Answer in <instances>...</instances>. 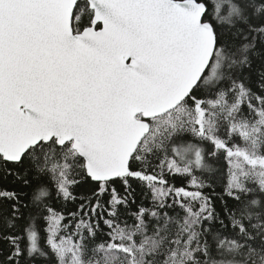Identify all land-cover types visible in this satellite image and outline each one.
Here are the masks:
<instances>
[{
  "label": "snow or ice",
  "instance_id": "obj_1",
  "mask_svg": "<svg viewBox=\"0 0 264 264\" xmlns=\"http://www.w3.org/2000/svg\"><path fill=\"white\" fill-rule=\"evenodd\" d=\"M0 264H264V0H0Z\"/></svg>",
  "mask_w": 264,
  "mask_h": 264
}]
</instances>
